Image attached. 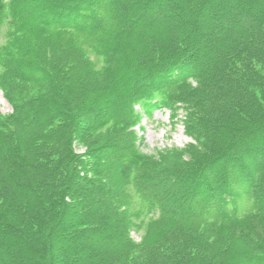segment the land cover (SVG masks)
Masks as SVG:
<instances>
[{
	"label": "trees",
	"instance_id": "trees-1",
	"mask_svg": "<svg viewBox=\"0 0 264 264\" xmlns=\"http://www.w3.org/2000/svg\"><path fill=\"white\" fill-rule=\"evenodd\" d=\"M4 27L59 52L0 55V264H264V0H0ZM190 82L206 161L151 164L134 105Z\"/></svg>",
	"mask_w": 264,
	"mask_h": 264
},
{
	"label": "rangeland",
	"instance_id": "rangeland-1",
	"mask_svg": "<svg viewBox=\"0 0 264 264\" xmlns=\"http://www.w3.org/2000/svg\"><path fill=\"white\" fill-rule=\"evenodd\" d=\"M55 31L54 29L50 30L46 37L43 33V35L36 37L31 34V30L24 32L22 36H12V32H9L4 27L0 35V55L7 52L5 62L13 61L12 72H26L25 63L34 64L35 59H38V57L42 59L48 54L46 45H52L54 51L59 52L57 49L58 43L55 41L57 36H51ZM51 54L55 55L54 53ZM48 57L52 56L48 54ZM90 57L95 61L98 69L104 68L103 61L97 60L92 56ZM116 63L122 68L129 66V62L124 58ZM4 72L5 68L0 63V116L2 117L10 115L13 112L11 100L5 96L7 86L4 80L6 76H3L5 74ZM126 77L128 76H123L124 79ZM195 89L196 84L194 82L177 88V90L170 92L173 94L171 96L169 95L168 106L161 109L156 108L150 114L143 111L139 105H134L137 111H142L138 117L139 120L136 119L133 130L137 136L136 152L144 160L151 161V164L163 161L165 166L171 168L174 162L168 156L176 152H181L184 161L188 163L193 162V160L195 164L206 161L205 150L211 147L212 143H207L206 145L200 143L199 146L194 142L195 140L191 136V132L187 129V113L188 108L191 109V112L193 111V103H190V98L193 97V91ZM104 133L105 131L99 130L98 132H93L92 135L104 138ZM223 137L224 139L231 138L229 133H225ZM74 150L76 154L84 155L87 148L76 142L74 143ZM225 164L227 165L228 162H224ZM255 190L256 193L264 196V193L259 188H255ZM206 191L204 190L203 192ZM133 238L138 241L140 240V235L134 233ZM68 247L76 248L73 245H68Z\"/></svg>",
	"mask_w": 264,
	"mask_h": 264
},
{
	"label": "bare ground",
	"instance_id": "bare-ground-1",
	"mask_svg": "<svg viewBox=\"0 0 264 264\" xmlns=\"http://www.w3.org/2000/svg\"><path fill=\"white\" fill-rule=\"evenodd\" d=\"M4 66V65H3ZM151 112H152V110H151ZM138 120H139V118H138Z\"/></svg>",
	"mask_w": 264,
	"mask_h": 264
}]
</instances>
